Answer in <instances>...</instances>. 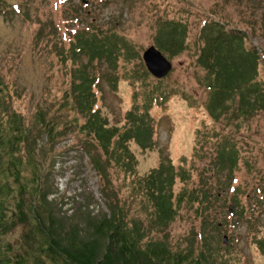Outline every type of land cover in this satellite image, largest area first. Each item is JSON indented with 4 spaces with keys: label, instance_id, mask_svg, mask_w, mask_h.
<instances>
[{
    "label": "trees",
    "instance_id": "16d2710c",
    "mask_svg": "<svg viewBox=\"0 0 264 264\" xmlns=\"http://www.w3.org/2000/svg\"><path fill=\"white\" fill-rule=\"evenodd\" d=\"M252 3L256 8L264 6L263 0ZM16 11L0 0L1 15L7 18ZM86 29L75 30L69 47L58 52L59 61L70 64V83L55 118L38 108L32 122L25 123L9 110L8 89L0 78V264H239L234 244H223L228 223L219 218L226 212L222 192L230 190L242 163L249 173L254 171L234 136L225 133L234 130L240 135L244 121L264 114V55L251 43L254 28L252 33L233 28L211 12L191 44L186 23L158 21L154 45L169 59L192 51L200 73L197 84L206 98L200 108L214 125L225 127L197 131L194 155L209 160L201 172L183 159L179 166L167 160L144 174L136 151H154L153 111L174 96L191 108H199V102L168 89V77L153 80L142 62L124 75L133 88L131 107L122 125H113L99 106L104 100L103 84L116 92L118 70L141 61L140 53L117 33ZM260 29L264 43V24ZM69 135L79 138L73 148L88 159L98 180L103 205L99 211H95L99 202L87 189L88 195L80 194L81 201L71 211L64 210L70 199L52 198L58 194L54 167L43 157L46 147L52 153L55 144ZM258 184L260 191L250 195L247 204L235 193L233 215L226 214L236 219L234 227L249 217L252 244L264 258V237H258L256 229V209L264 210V179ZM123 189L128 191L125 195ZM135 201L146 215V224L132 213ZM183 208L198 223L191 236L175 247L169 234L154 239L155 233L166 231L178 219Z\"/></svg>",
    "mask_w": 264,
    "mask_h": 264
},
{
    "label": "rangeland",
    "instance_id": "374dc122",
    "mask_svg": "<svg viewBox=\"0 0 264 264\" xmlns=\"http://www.w3.org/2000/svg\"><path fill=\"white\" fill-rule=\"evenodd\" d=\"M2 1L15 7L17 13L7 18L0 14V78L8 89L9 110L17 113L27 124L32 122L38 108L49 111L51 118H55L59 112L58 103L69 88L67 71L70 64L63 65L57 55L61 49L69 47L68 40L75 30L87 28L86 30L117 33L130 41L140 53L141 61H134L118 70V90L112 92L103 84V102L101 96H98L101 98L99 106L103 115L108 117L113 125L118 126L122 125L124 114L131 107L133 91L129 82L123 80L124 75L137 70L143 62L144 51L154 45L153 38L160 19L186 23L190 32L188 41L194 44L203 23L211 12H215L230 22L233 28L249 30L250 33L254 28L251 43L261 49L264 55V43L261 38L263 31L260 29L264 24L261 20L264 6L261 7L262 10L256 8L252 3L254 0ZM166 57L169 59L167 55ZM169 60L173 64V71L166 79L165 86L178 93L195 97L200 106L191 108L179 96H174L162 108L153 111L154 151L145 154L136 151L141 174L156 168L162 162L166 163L167 160L179 166L183 159H186L187 166L193 163L197 171L201 172L209 160L201 161L194 155L197 131L225 127L224 124L214 125L204 108H200L206 98L197 84L196 76L200 73L196 71L193 63L192 51ZM243 125L245 127L240 135L234 130H227L225 133L234 136L243 159L253 164L254 171L249 173L242 163L230 190L222 192L226 212L220 216L219 221L225 219L228 223L222 238L227 236L228 244H234L235 251L241 258L239 264H264V258L252 244L254 230L247 222L249 217L245 224L241 222L239 226L234 227L232 221L235 222L236 219L226 214L229 207L234 206L231 200L235 198V193L239 194L238 199L243 204H247L250 195L254 196L260 191L259 179H264V114L244 121ZM77 139L79 138L73 135L60 139L52 153L46 147L43 159L47 165L53 164L54 185L58 190V194L52 198L70 199L64 210L71 211L81 201L79 195L87 196V190H90L99 202L95 211H99L103 205L97 191L98 180L88 159L74 150ZM209 148L205 147L206 154ZM208 156L209 153L206 158ZM198 181V173L195 172L194 182ZM180 189L179 184L176 191ZM127 192L123 189V195ZM131 207L134 217L142 219L146 224V215L140 213L138 202L132 203ZM256 210V229L260 234L258 237H264V210L261 207ZM192 216V212L183 208L178 219L166 231L155 233L153 238L160 240L169 234V242L175 247L177 243L189 238L192 228L198 226Z\"/></svg>",
    "mask_w": 264,
    "mask_h": 264
},
{
    "label": "water",
    "instance_id": "95a60500",
    "mask_svg": "<svg viewBox=\"0 0 264 264\" xmlns=\"http://www.w3.org/2000/svg\"><path fill=\"white\" fill-rule=\"evenodd\" d=\"M142 61L146 71L156 80L166 79L173 71L172 62L155 45L147 48L142 54ZM234 207L228 209L229 215H233ZM223 244H228V237H223Z\"/></svg>",
    "mask_w": 264,
    "mask_h": 264
}]
</instances>
